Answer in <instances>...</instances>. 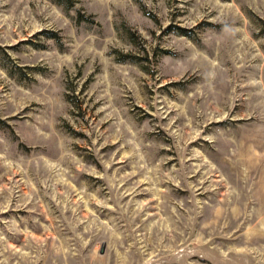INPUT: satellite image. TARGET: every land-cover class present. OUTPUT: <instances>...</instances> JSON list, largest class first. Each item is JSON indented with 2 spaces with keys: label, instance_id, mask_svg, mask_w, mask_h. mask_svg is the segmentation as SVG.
Masks as SVG:
<instances>
[{
  "label": "rangeland",
  "instance_id": "1",
  "mask_svg": "<svg viewBox=\"0 0 264 264\" xmlns=\"http://www.w3.org/2000/svg\"><path fill=\"white\" fill-rule=\"evenodd\" d=\"M0 264H264V0H0Z\"/></svg>",
  "mask_w": 264,
  "mask_h": 264
},
{
  "label": "trees",
  "instance_id": "2",
  "mask_svg": "<svg viewBox=\"0 0 264 264\" xmlns=\"http://www.w3.org/2000/svg\"><path fill=\"white\" fill-rule=\"evenodd\" d=\"M59 1L64 2L68 5H73L74 0H59ZM80 15H81V17H85L84 14H82V13Z\"/></svg>",
  "mask_w": 264,
  "mask_h": 264
}]
</instances>
